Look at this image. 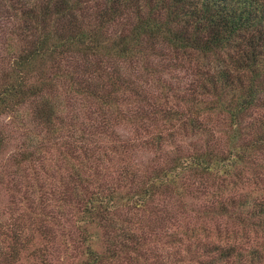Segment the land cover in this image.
Segmentation results:
<instances>
[{"label":"trees","instance_id":"1","mask_svg":"<svg viewBox=\"0 0 264 264\" xmlns=\"http://www.w3.org/2000/svg\"><path fill=\"white\" fill-rule=\"evenodd\" d=\"M0 42L6 50L0 113L20 118L21 112L17 124L37 128L27 136L34 149L21 151V162L44 151V135L68 154L79 150L96 160L86 173L85 167L58 172L60 186L46 187L48 171L40 169L31 189L24 179L22 187L14 184L25 208L14 213L9 205L10 217L0 219V264H264V240L249 236L264 233V158L255 159L264 152V118L243 122L263 89L264 0H0ZM163 48L214 58L196 87L210 98L193 96L186 110H155L163 123L155 121L145 136L89 145L87 138L118 136L124 101L147 98L143 78L169 88L155 77L163 63H154V55ZM221 51L228 53L226 66ZM128 61L136 68L124 67ZM80 98L96 105L94 117L63 115ZM219 110L228 113L222 140L218 123L200 117ZM144 112L128 121L139 125ZM64 128L72 141L60 135ZM182 132L200 143L184 150ZM4 139L0 131V150ZM169 145H176L172 153ZM137 147L167 154L162 162L127 160L116 174L106 171L107 148L127 157ZM250 171L256 188L232 192ZM200 184L207 186L192 191ZM176 200L192 204L197 223L175 218L167 205Z\"/></svg>","mask_w":264,"mask_h":264},{"label":"rangeland","instance_id":"2","mask_svg":"<svg viewBox=\"0 0 264 264\" xmlns=\"http://www.w3.org/2000/svg\"><path fill=\"white\" fill-rule=\"evenodd\" d=\"M6 55L5 47L3 46V43L0 42V56ZM220 63L228 65L229 64V56L226 51H221L220 53ZM2 58H0V81H2V75L1 72L4 71L5 65L2 63ZM154 63L160 62L163 64H159L161 67H156V70L159 71L155 74V77L158 75L162 77L169 85V88L165 91H162L160 88V85L157 86V84L152 81L154 80L152 77L148 76V78H143L148 83L144 84L145 89L147 92V98H140V99H133V98H127L124 103L122 104L123 114L124 118H118L117 124H115L116 131L115 134L118 135L116 138L110 137H104V139L101 137L98 139V141L95 143L92 141V139L87 138L86 142H89V145L94 144L93 147H95L96 144L105 145L107 147L110 143H116L121 141V139L132 137L134 138L136 135L135 133H140V136H145L146 134L152 133L151 130L154 129L153 124L155 121H158L159 123H163L162 119L159 118L158 113L155 114V110H158L160 108H170L171 110H186L189 107V104L191 107H193V102H191V99L193 96H196L197 98H210V95H205L198 90V83L202 81L204 71L206 70L207 64L215 62L214 58L212 56L204 57L200 53H196L194 51H189V53L184 54H177L174 55L173 52L168 50L167 48H163L162 53L160 55H154ZM205 64V67H204ZM220 64V65H221ZM136 64L134 61L132 62H125L124 67L127 68H136ZM129 68V69H130ZM159 70H158V69ZM5 72V71H4ZM135 73V72H134ZM143 74L146 75L145 70L143 71ZM260 83L263 87L261 94L258 97V105L250 109L247 114H245L243 122H258V119L264 118V72L260 77ZM196 87L198 89H196ZM193 89H196V93L192 94L191 91ZM154 96H156L157 101L154 100ZM89 102L85 98H80L73 104L66 106L63 109V115L70 117L72 115H76L74 119L78 117V120L81 121L83 119L87 120L89 117H94V109L96 105L91 104L90 106H87ZM74 107V108H73ZM80 108V110L77 109ZM91 111V112H90ZM145 111L143 114H146V116L140 117V123L139 125L137 123L128 121V116L133 114V120H137L136 114H139L141 112ZM186 112V111H184ZM87 116V119L85 116ZM20 118H16L12 113L10 112H2L0 113V131L3 132L5 139L4 144L1 146L0 150V219L5 218L9 216L11 213L10 206L15 207L14 213L21 212L23 210L25 203L21 200V197L15 191V185L19 184L20 186L23 184V181L28 184V186L31 187L34 186V178L33 175H35V171L41 170L44 172H47L48 179L46 180V187L50 186H60L59 181V173L61 171L62 174H64L65 171L70 170L72 168H80L83 167L86 168L84 171L83 168L82 172L86 173L87 171H91L90 167H94L95 159L90 158L88 160L83 156V152H80L79 150L73 151L71 154H68L69 151H65L64 146H62L58 140L52 139L48 135H44V143L45 148L44 151L36 154L31 161L28 162H21V151H24V149H27V151H31L34 149L33 146L28 144L27 136L29 133L35 135V128L33 124H28V129H25V125L17 124V122L20 121L23 117V114L19 112ZM27 109L24 108V116H27ZM101 116H98L100 118ZM201 119H208L209 122L212 124H217L216 126V136L218 139L222 140L224 139V131L223 128H226L228 126L227 120H228V113L224 110H219L217 112H211V113H205L202 116H200ZM77 121V120H76ZM87 121V123H89ZM210 123V124H211ZM143 125V126H142ZM169 127L167 125L164 126L163 130H167ZM151 129V130H150ZM30 130V131H29ZM155 130V129H154ZM44 130H42L43 132ZM37 132V131H36ZM70 130L68 129H62L60 135L64 137L65 139H68L70 141L73 140V137L68 134ZM166 132V131H165ZM137 133V134H138ZM42 135L44 133H41ZM114 134V135H115ZM37 136L36 138L41 137ZM36 136V135H35ZM139 136V135H137ZM74 137H77L74 135ZM114 137V136H113ZM50 139V140H48ZM101 139V140H100ZM114 141V142H112ZM201 139H197L195 136L190 135L189 133L182 132L180 135V139L178 140V144L181 145V147L184 150H189L193 147L194 142L200 143ZM75 142V141H74ZM176 145L168 146V151L172 153V151L175 149ZM108 152L110 153L109 156H104L103 164L105 166L106 171H108L109 174L114 175L118 171L120 164L125 163L127 160L130 161L132 165H143L148 164L149 160L151 161H158L162 162L163 158L167 154L164 150H162L161 157L156 156L154 150H147L143 151L141 147L134 148L131 151V156H125V154H119L118 157L115 152H113L111 149L107 148ZM62 151L65 153V156H63ZM97 153V151H95ZM153 155L155 158H153ZM160 155V154H159ZM95 156V155H94ZM264 158V152L258 153V155L255 157L256 160ZM160 159V161L158 160ZM165 160V159H164ZM111 165L108 166V165ZM100 166V165H99ZM115 170L114 173L111 172V170ZM107 173V174H108ZM252 173L247 172L245 178V181L238 184L234 189H231L232 192L238 193L240 191H245L248 189L256 188L255 184H253L250 180V177ZM200 186H207V185H194L192 187V191L197 187ZM22 187V186H21ZM17 188V186H16ZM195 189V190H196ZM192 191L188 194L187 199L191 200V194ZM227 194V192H226ZM202 202H205L206 199L201 198ZM196 200V202L200 201L198 199H192L193 201ZM29 202V201H28ZM27 202V203H28ZM52 202V203H51ZM161 205V210L163 208L164 203L166 202V198H163L159 200ZM48 206H53V209L56 210L58 207L55 206L57 204V201H51ZM181 202L174 201L167 205L171 211H173V214L175 213V218L180 219L183 218V214L187 215L185 218L186 221H189L193 223L195 221V217L193 214V210L191 209L192 204H183L180 205ZM55 206V207H54ZM153 211H155V205L154 203L151 205ZM51 209V208H49ZM58 212V211H57ZM138 212V211H134ZM156 212V211H155ZM10 217V216H9ZM228 219V218H227ZM198 221V218H197ZM196 222V221H195ZM197 223V222H196ZM251 238V242H260L261 240H264V233L263 232H257L256 234L250 233L249 234ZM157 249V248H156ZM159 251V250H157ZM264 252V251H263ZM58 254L59 252L56 251ZM149 256H152V253L148 252ZM152 258V257H151ZM141 264H150V263H141Z\"/></svg>","mask_w":264,"mask_h":264}]
</instances>
